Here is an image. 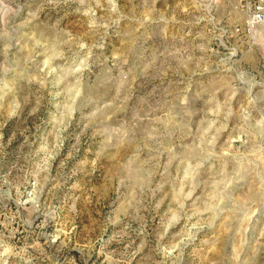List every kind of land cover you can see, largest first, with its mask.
Here are the masks:
<instances>
[{
	"label": "rangeland",
	"instance_id": "rangeland-1",
	"mask_svg": "<svg viewBox=\"0 0 264 264\" xmlns=\"http://www.w3.org/2000/svg\"><path fill=\"white\" fill-rule=\"evenodd\" d=\"M261 0H0V264H264Z\"/></svg>",
	"mask_w": 264,
	"mask_h": 264
},
{
	"label": "built area",
	"instance_id": "built-area-1",
	"mask_svg": "<svg viewBox=\"0 0 264 264\" xmlns=\"http://www.w3.org/2000/svg\"><path fill=\"white\" fill-rule=\"evenodd\" d=\"M246 25L249 28H263L264 26V0L259 1V3L254 6V8L248 13L246 17ZM261 35V47L264 54V30L260 31Z\"/></svg>",
	"mask_w": 264,
	"mask_h": 264
}]
</instances>
